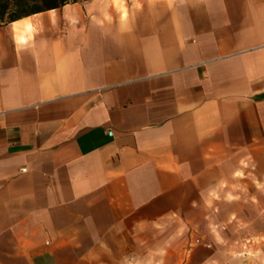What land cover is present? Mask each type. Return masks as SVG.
Instances as JSON below:
<instances>
[{
  "label": "crops",
  "instance_id": "crops-1",
  "mask_svg": "<svg viewBox=\"0 0 264 264\" xmlns=\"http://www.w3.org/2000/svg\"><path fill=\"white\" fill-rule=\"evenodd\" d=\"M168 224L195 232L164 262L264 264V0L0 27V264H117Z\"/></svg>",
  "mask_w": 264,
  "mask_h": 264
},
{
  "label": "rangeland",
  "instance_id": "rangeland-1",
  "mask_svg": "<svg viewBox=\"0 0 264 264\" xmlns=\"http://www.w3.org/2000/svg\"><path fill=\"white\" fill-rule=\"evenodd\" d=\"M155 229L152 232L139 231L138 234L134 235V243L136 245H131V242L133 243L131 237L126 238L125 244L122 247L123 261H118L117 264H179V262L175 261L174 256H172L171 261L164 262L165 253L172 251L175 254L179 251V244L181 240L183 242V239H185L184 236L188 235L190 237V234L195 231L191 228L180 230L179 225L175 224L159 226ZM195 242L196 240L191 241L189 238L186 247L184 246L183 249L187 248L189 252L194 247L191 243L195 244ZM170 243L172 245H169Z\"/></svg>",
  "mask_w": 264,
  "mask_h": 264
},
{
  "label": "trees",
  "instance_id": "trees-1",
  "mask_svg": "<svg viewBox=\"0 0 264 264\" xmlns=\"http://www.w3.org/2000/svg\"><path fill=\"white\" fill-rule=\"evenodd\" d=\"M87 0H0V27L23 17Z\"/></svg>",
  "mask_w": 264,
  "mask_h": 264
},
{
  "label": "clouds",
  "instance_id": "clouds-1",
  "mask_svg": "<svg viewBox=\"0 0 264 264\" xmlns=\"http://www.w3.org/2000/svg\"><path fill=\"white\" fill-rule=\"evenodd\" d=\"M27 25V22H25V26ZM17 27H20V25H17Z\"/></svg>",
  "mask_w": 264,
  "mask_h": 264
}]
</instances>
